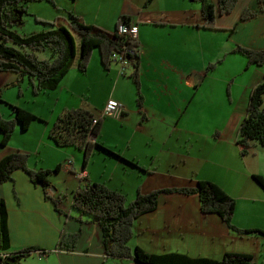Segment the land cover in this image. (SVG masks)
Masks as SVG:
<instances>
[{"label":"crops","instance_id":"0c3cea01","mask_svg":"<svg viewBox=\"0 0 264 264\" xmlns=\"http://www.w3.org/2000/svg\"><path fill=\"white\" fill-rule=\"evenodd\" d=\"M210 1L215 6L216 28L200 25V3L194 0H117L115 7L107 9L105 22L96 18L87 20L76 6L75 9L65 6L61 16L71 11L83 21L106 30L112 29L118 14H127L137 23L140 104H136L134 86L128 76L132 66L128 63L123 73L117 74L110 62L103 68L96 51L100 69L94 63V70L114 72L108 95L99 105L83 101L82 93L89 86L83 87L80 82L87 66L83 71L76 70L73 61L56 86L48 89L52 91L48 95L54 102L48 116L21 106L35 115V123L42 125L34 129L35 135L30 140L22 139L16 146L3 144L0 157L18 149L34 154L33 161L27 163L38 164L33 168L51 169L58 164L56 171L46 175L48 184L44 189L19 168L12 170L11 178L0 182V196L6 207V251L26 245L43 248L24 256L23 264H109V258L112 264H123L130 260L105 254L97 222L71 206L73 189L92 181H102L107 187L132 197L136 191L209 179L234 199L231 222L235 226L264 231V188L252 176L259 174L264 179V148L254 146L239 154L240 145L236 142L237 126L245 114L249 88L260 80L263 67L245 64V58L232 50L234 44L264 50V7L259 8L258 0H236L229 12L218 13L216 0ZM243 8L256 12L240 19ZM61 16L58 23H63ZM216 33L224 35L219 53L227 54L233 61L216 62L193 85L182 76L200 72L212 62V57L205 53L204 39ZM107 98L115 99L120 106L109 114L107 122L104 123L105 115L102 117L97 134H91L88 139L98 138L113 153L97 149L92 154L99 156L109 169L123 170L130 182L124 183L119 174L112 178L92 171L87 162L82 164L81 148L56 145L47 135L48 126L63 107L82 106L93 116H100ZM106 125L114 130L112 140L107 142L102 138ZM171 138L187 142L179 152L182 159L193 152L192 159L198 160L196 167L192 166L188 172L172 174L176 182H170L168 169L173 160L166 154L173 151L168 146ZM42 153L45 162L35 158L37 155L41 158ZM162 156L166 173H158L151 166L153 159ZM198 158L214 165L205 163L208 167L202 168L199 165L202 160ZM76 168L83 169L85 176L79 178ZM51 174L59 176L50 180ZM57 195L55 208L51 198ZM131 229L127 244L146 251L177 250L214 258L225 250L239 251L250 253L256 264H264V233H239L216 213L200 212L196 193L160 191L155 208L139 214ZM74 231L77 238L73 248L56 245L61 233Z\"/></svg>","mask_w":264,"mask_h":264},{"label":"trees","instance_id":"16d2710c","mask_svg":"<svg viewBox=\"0 0 264 264\" xmlns=\"http://www.w3.org/2000/svg\"><path fill=\"white\" fill-rule=\"evenodd\" d=\"M27 0H0V70L15 72L18 79L26 77L31 91L51 89L74 61L78 70L83 71L89 62L95 47L103 68L112 62L111 52H121L132 66L128 73L135 93L136 104H140L138 87V54L137 41L126 34L116 31L120 22L128 23L127 14H118L111 30L83 21L79 15L66 11L63 23H55L34 17L43 27L27 33L18 32L14 25L20 22L25 12ZM148 1V0H146ZM200 3V25L205 28H216L214 23L215 6L210 0H194ZM236 0H216L218 13L229 12ZM264 0H258L259 8L264 7ZM255 10L243 8L240 19L252 16ZM231 29V28H228ZM48 51L46 56L40 52ZM232 50L240 52L246 58V64L262 65L260 80L249 88L245 114L237 126L236 142L240 145L239 154L249 148H264V50L235 44ZM213 66L208 62L204 70L190 72L182 77L196 85L205 71ZM11 116L0 114V144H5L12 130L19 125L24 129L35 115L29 110L9 104ZM103 116L93 114L82 106L63 107L47 128V135L56 145H73L82 149V164L94 150L106 148L98 138L88 139V133L96 135ZM95 119L91 124V119ZM27 154L14 150L0 157V182L11 178L15 168L22 169L32 182H38L42 189L48 184L46 175L56 171L58 164L51 169L30 168L26 164ZM137 166V165H136ZM142 170H146L140 165ZM258 184L264 188V179L259 174H252ZM179 191L196 193L198 208L202 213H216L230 228L239 233L263 232L258 228H239L231 222L234 211V199L216 182L209 179H196L193 184L160 187L146 192L136 191L133 198L125 201L122 192L107 187L101 181H92L72 191L71 206L78 213H87L98 224L104 253L110 256L127 257L130 260L123 264H256L248 252L225 250L218 258L205 255H190L186 252L172 250L150 252L134 245L127 244L132 234V222L141 213L155 208L160 191ZM54 207L59 196L51 198ZM6 207L0 196V264H23L22 258L32 250H40L34 245H26L13 251H6L8 233L5 225ZM77 232L61 233L57 244L71 249L75 245Z\"/></svg>","mask_w":264,"mask_h":264},{"label":"rangeland","instance_id":"374dc122","mask_svg":"<svg viewBox=\"0 0 264 264\" xmlns=\"http://www.w3.org/2000/svg\"><path fill=\"white\" fill-rule=\"evenodd\" d=\"M116 1L117 0H75V1L74 0H27L25 2L26 13L21 14L20 22L15 24L14 27L20 33H27L29 31L38 30L42 28L43 26L39 22L35 21L34 17L39 19H44L47 21H54L57 24L58 23L57 21L59 20V16H61L60 14L64 13L65 11L64 8H66L65 6L67 5L72 6L74 9L76 6V8L83 11L85 13V18L87 20L96 18V20L98 21L102 20L105 22L107 20V9L115 7ZM196 2L198 3V1H195V3ZM46 17L47 18L49 17L51 19H45ZM223 33H225V39H226L227 38L226 32ZM208 37H209L208 40L204 39L205 53H208L209 56L212 57L211 60L213 62V65L218 61L221 62L222 60L225 62L233 61L232 59H229L227 54H224L222 52L219 53L220 44L222 45L224 43L223 34L216 33V34H211ZM208 41H210L211 43L209 44ZM96 51L97 49L94 47L92 52V58L90 57V60L87 64V69L83 74V78L81 79L80 82V84L83 87L89 86L87 87V89L85 90L83 89L84 90L82 93L83 101L85 102V100H87L88 103H91L93 105L94 104L99 105L101 101L108 95V91L110 90L114 76L113 75L114 72H112L111 69H109L107 73H105V71L103 70H102L103 72L99 70L97 71L94 70V63L100 69V64L97 58ZM47 53H48L47 50L45 52H40L39 56H46ZM197 53L198 52L196 51V54ZM241 55L245 58L243 54ZM216 56L218 57L214 58ZM110 63H111L110 65L114 66L117 70V63L116 62H110ZM245 64H246V58H245ZM261 66L262 65H260V67ZM75 69L77 70V68ZM51 92H52L51 90L45 89V90H38L36 91V93H33L31 91V86L27 82L25 76H23L22 79H18L17 74L15 72L8 70H0V114L4 117L11 116V114L9 113L10 112L9 104L23 106L35 112H38L43 116H48L51 112V108L54 103L53 99L48 95V93ZM87 92L89 95L88 97L86 96ZM110 117L111 115L109 114L105 115L104 123L107 122L110 119ZM40 123H35L34 120L32 119L29 122L28 128H26L23 131H20L19 125L16 124L8 140L6 141V145L16 146L17 144H20L22 142V139L30 140V138L35 135L34 129L42 125ZM196 123L198 122L196 121ZM113 131L109 125L105 126L102 135V138L105 140V142H107V140H112L111 138ZM213 134H215V131L213 132ZM168 146L173 150L170 153L166 152L167 156L173 160V163L169 166L168 169L171 174V176H169L170 182H176L175 179L172 178L174 177L172 174L188 172L192 166L193 168L196 167V163H197L196 161L198 160H196V158L192 159V155L195 156V153L193 152L190 153L191 155H187V154L184 155L183 159L179 155V152L187 146L186 141H181V140L178 141L171 138L170 143H168ZM3 147L5 146L1 144L0 149ZM248 150L251 149L249 148ZM26 154L28 158V159L26 158V164H27L28 160L30 162L33 161L34 154L32 153H26ZM90 155L86 160L89 169H91L94 172L97 171L102 172L104 177L111 176L112 178H116L119 174L120 178L123 180L124 183L126 181L130 182V178L127 176L126 173H124L123 170H120L119 168H116L115 170H113V168L109 169L104 164V161L98 158L99 156L96 157L92 153ZM35 158L37 159V161L40 162L46 161L45 156L43 157V153L41 155V158L40 155H37ZM198 159L202 160V162L199 163V165L202 168H207L208 165H214L210 161L204 162L203 159L201 158ZM205 163L208 165H206ZM27 166L28 167L31 166L33 168V166H38V164L32 165L29 163V165ZM151 166L155 167L158 173H166L167 166H166L165 158L163 156L160 158L158 157L156 160L153 159ZM76 170L78 171L79 168H76ZM58 176L59 174L58 175L51 174L49 179L53 180L58 178ZM81 182L83 183L84 181ZM134 195L132 194L131 197L130 195L124 194L126 199L125 201L131 200ZM111 262L112 261L109 258L107 263L112 264Z\"/></svg>","mask_w":264,"mask_h":264},{"label":"built area","instance_id":"2783aa9c","mask_svg":"<svg viewBox=\"0 0 264 264\" xmlns=\"http://www.w3.org/2000/svg\"><path fill=\"white\" fill-rule=\"evenodd\" d=\"M116 31L121 34H126L130 38L135 39L136 32H137V23L132 20L128 21V23L120 22L117 25ZM110 56H111L112 62L117 63V70H116L117 74L123 73L125 65L128 64L127 59L122 55L121 52H117V51H112ZM119 106H120V103L118 101H116L113 98H107L101 108L100 116L111 114L112 112L117 110ZM94 121H95L94 118L91 119V124H93ZM76 175L79 178H82L83 176H85V172L83 169H79L76 172Z\"/></svg>","mask_w":264,"mask_h":264},{"label":"flooded vegetation","instance_id":"af4514ba","mask_svg":"<svg viewBox=\"0 0 264 264\" xmlns=\"http://www.w3.org/2000/svg\"><path fill=\"white\" fill-rule=\"evenodd\" d=\"M90 135H91V133H88L86 137L88 138ZM46 178H47V177H46Z\"/></svg>","mask_w":264,"mask_h":264}]
</instances>
